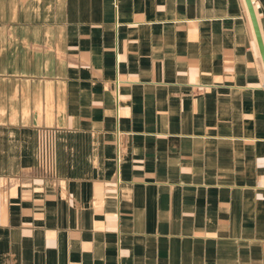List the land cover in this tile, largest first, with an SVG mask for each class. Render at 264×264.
Masks as SVG:
<instances>
[{"label": "crops", "instance_id": "obj_1", "mask_svg": "<svg viewBox=\"0 0 264 264\" xmlns=\"http://www.w3.org/2000/svg\"><path fill=\"white\" fill-rule=\"evenodd\" d=\"M0 264H264L245 0H0Z\"/></svg>", "mask_w": 264, "mask_h": 264}, {"label": "water", "instance_id": "obj_2", "mask_svg": "<svg viewBox=\"0 0 264 264\" xmlns=\"http://www.w3.org/2000/svg\"><path fill=\"white\" fill-rule=\"evenodd\" d=\"M246 4H247V8L250 14V18L252 21V25L254 28V32L257 38V42L259 45V49H260V53H261V57L264 63V37H263V33L261 30V26H260V22H259V18H258V14L256 11V7L254 4V0H245Z\"/></svg>", "mask_w": 264, "mask_h": 264}, {"label": "built area", "instance_id": "obj_3", "mask_svg": "<svg viewBox=\"0 0 264 264\" xmlns=\"http://www.w3.org/2000/svg\"><path fill=\"white\" fill-rule=\"evenodd\" d=\"M118 152H119V148H118ZM43 156H44L45 160H44V162L39 163V168L42 169L45 173H47L49 175H53L54 173L51 172L50 165L52 166V159L54 157V154H52V151L45 150L43 153ZM41 164H42V166H41Z\"/></svg>", "mask_w": 264, "mask_h": 264}]
</instances>
